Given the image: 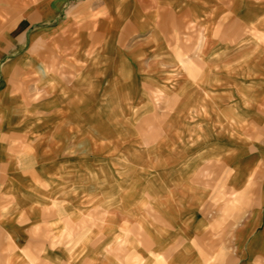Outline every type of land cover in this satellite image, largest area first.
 I'll return each mask as SVG.
<instances>
[{"label": "crops", "instance_id": "0c3cea01", "mask_svg": "<svg viewBox=\"0 0 264 264\" xmlns=\"http://www.w3.org/2000/svg\"><path fill=\"white\" fill-rule=\"evenodd\" d=\"M0 264H264V0H0Z\"/></svg>", "mask_w": 264, "mask_h": 264}]
</instances>
